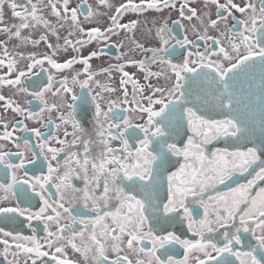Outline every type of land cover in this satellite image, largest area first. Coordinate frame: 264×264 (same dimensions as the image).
<instances>
[{"label": "snow or ice", "instance_id": "snow-or-ice-1", "mask_svg": "<svg viewBox=\"0 0 264 264\" xmlns=\"http://www.w3.org/2000/svg\"><path fill=\"white\" fill-rule=\"evenodd\" d=\"M191 2L140 0L136 3L126 0L115 6L109 0H96L93 8L88 0H80L70 8L71 0H24L23 3L0 0V34L7 38L0 41V66L9 70V78L6 81L0 79V86L11 88L14 96H32L43 105L39 112H33L0 95V102H3L0 108L40 124L44 123L45 112L55 111L60 121L55 127L71 125L72 128L69 133L64 127L65 139L53 137L61 145L56 148L49 146L47 137L39 128L29 129L23 120H16L12 131H8L7 122L3 123L5 131L0 134V140L12 141L19 149L21 138L13 139V132H30L39 138L35 146L39 152L28 137L23 138L24 150L32 152L34 157L29 163L40 170L47 161L46 175L20 179L15 173L25 168V151L9 153L0 145V165L12 170L11 182L0 184L3 193L0 196V235L15 242L0 239L5 255L14 248V259L8 264H21L18 259L21 255L23 264H49V260L51 264H81V260L83 264H190L192 253L199 254L191 258L194 264H235V261L262 264L264 255L259 259L257 256L264 254V186H258V181H264V141L259 149L254 144L243 143L249 137L250 126L242 116L252 115L254 118L258 111L260 134L264 137V0H259V7L252 0H246L243 5L235 4L233 0H226L224 4L219 0H205L206 4L216 7L217 19H211L210 13L198 14L195 8L188 7ZM5 3L11 9L12 18L19 23L2 26ZM177 3L180 4V19L192 21L195 18L203 29V32L196 33L198 39L211 42L206 43L203 52L189 51V45L197 47L193 41L187 36L183 39L171 36L167 20L163 23L156 20L154 36L149 27L141 33L146 43L136 42L135 49L130 48L128 53L115 57L122 63L94 70L91 61L99 59L104 48L98 47L83 55L81 49L93 43L107 45L112 36L122 31L134 35L140 21L122 23L127 14L141 15L148 10L162 13L165 9H176ZM58 4H62V10ZM45 8L50 9L56 24L46 18ZM232 10L244 18L237 21ZM229 16H233V29L242 30L220 31V22L227 27ZM80 17L96 26L85 29ZM173 23L179 25L180 21ZM66 26L68 34L60 44L59 30ZM40 28L44 29L40 38H30L31 33ZM208 29L217 30L219 35H208ZM25 30L29 31V36L23 35ZM166 33L169 38H165ZM49 35L55 37V45L48 41ZM76 36L86 38L70 39ZM11 40L17 41L15 54L7 48ZM170 40L175 41L171 48ZM224 41L226 46L213 50V45H222ZM41 43L50 51L39 54L19 51L28 45L36 48ZM69 50L73 53L69 58L63 62L56 59ZM133 51L140 52L143 59H130L129 54ZM178 57L183 58L177 62ZM21 61H27L23 70L17 67ZM45 64L49 67L45 68ZM76 64H81L82 70L71 72ZM153 65H160V71H151ZM126 67L143 72L146 81L152 77L159 81L163 76L167 87L151 83L140 86L139 82L133 81L130 100L127 87H123L130 75L125 71ZM37 68L40 73L55 69L58 73L69 70L71 74L60 80L49 74L45 81L38 78ZM114 72L121 74L119 83L122 87L119 89L100 79L111 81ZM33 76L37 78L32 79ZM196 86H199L198 90ZM29 88L33 90L29 91ZM146 88L148 95L144 94ZM117 91L122 92V96H115ZM194 91L197 96L203 94L205 105L210 103L213 112L224 118H215L210 113L206 115L192 103ZM46 94H51L56 101L49 105ZM89 105L92 107L91 127L86 128L78 119L77 109L86 113ZM124 112L139 113L143 123H133L123 115ZM48 122L52 123L51 119ZM185 122L190 134H186L183 147H178L169 141L173 132L179 134V127ZM16 125L21 126L17 128ZM69 135L71 140L67 139ZM220 139L226 141L225 147L207 149L209 144ZM113 141H119L121 147H112ZM130 141H138V146L130 147ZM61 153L65 156L62 163L58 160ZM13 155L19 158V163L11 161ZM177 164L178 168L172 171ZM250 169L254 173L252 179L236 187L229 186V191L219 190V185L233 180L237 173L241 176L248 173ZM54 180L56 183L52 186L56 188L58 199L44 195ZM75 180L82 181L83 188L78 187ZM165 185L166 203L161 202V211V204L156 203L159 199L157 193ZM257 187L258 190L254 191ZM210 190H215V194ZM29 191L32 195H28ZM13 197L18 198V202L9 206ZM34 198L39 200L36 210L32 207ZM189 202L203 209V219H194L199 215V209L190 208ZM78 205L95 218L78 219L87 215L80 211L73 214V207ZM65 220L71 223L62 225ZM33 221L43 225V242L36 235L37 227ZM17 223L26 224L31 235L17 234L14 231ZM4 224L12 228L3 230ZM184 224L189 232L199 237L198 240L182 239L169 230ZM76 225H82L84 230L76 229ZM145 225H149L147 231ZM69 229L71 234L65 238L63 234ZM156 229L166 235L158 234ZM217 233L223 239V246H218ZM241 233L253 237L255 247L243 250ZM77 237L80 244L75 243ZM146 240L152 245L148 252L140 246ZM177 245L184 249L182 260L173 258ZM69 248L78 253L81 260L68 257ZM159 249H163V253L158 255ZM109 251L116 254L115 259L109 260ZM121 252L126 254L121 257Z\"/></svg>", "mask_w": 264, "mask_h": 264}, {"label": "flooded vegetation", "instance_id": "flooded-vegetation-1", "mask_svg": "<svg viewBox=\"0 0 264 264\" xmlns=\"http://www.w3.org/2000/svg\"><path fill=\"white\" fill-rule=\"evenodd\" d=\"M18 2L23 3L24 0H18ZM34 2H35V0H34ZM79 2H80V0H71L69 7L70 8L75 7L76 4ZM109 2L115 6H119L123 3H125L126 0H109ZM133 2L139 3L140 0H133ZM173 2L176 3V0H173ZM181 2H182V0H181ZM219 2L221 4H224V3H226V0H219ZM233 2L237 5H243L246 3V0H233ZM252 2L255 3L257 5V7L260 6L259 0H252ZM88 3L91 4L93 6V8L96 7V0H88ZM57 7L62 10V4H58ZM179 7H180V4L177 3L176 9H165L162 13L152 11V10L145 11L141 15H135L133 13H129L125 16L122 23H126L130 20H139L140 24L138 26V30L135 31L134 35H133V33H128L126 35L125 32L122 31L119 34L112 36L111 39L108 41L107 45L101 44L98 46L97 44L93 43V44L88 45L85 48L81 49V51H82L83 55H87L88 51H90V50H96V49H98V47L104 48V54L102 56H100L99 59H94L91 61V64H92V67L94 70L99 69L102 66L107 67L109 64L115 65V64L122 63V61H117L115 59V57L118 55H121L122 53H128L130 48L135 49V43L136 42L146 43V41L143 40L141 33H145L147 31V29L150 27L152 30V34L154 36L155 31H156L155 21L159 20L161 23H163L164 20H167L168 27L171 29V33H170L171 36H176L179 39H183L185 36H187L188 39L190 41H193L197 46V47L193 48L191 45H189L188 50L192 51L193 53H195L196 51L203 52L205 50L206 43L211 44V42L210 41H202V40L198 39L196 33L198 31L203 32V29L202 30L199 28L197 29L198 24H195V22L197 21L195 18L192 21H188L187 19L181 20L179 17V14H178ZM188 7L195 8L198 14H205V13H207L206 8H210V11L208 13H210L211 19H217L216 7L214 5H211V4H206L205 0H192V2L188 5ZM101 10L103 11V9H101ZM232 11H233V16L236 17L237 21L244 18L239 12H236L235 10H232ZM185 12L187 15V9H185ZM3 14H4V19H3V25L2 26H8V25H11L13 23H19L18 20H14L12 18L11 9L8 7L7 3H5V5H4ZM44 15L53 24H56L55 17L50 15V9L49 8H45ZM233 16L228 17L227 27H225V23L223 21L220 22V25H219L220 31H227L228 29H233ZM80 20H81L82 26L85 29L96 26L94 24H89L88 22L84 21L83 17H80ZM177 20L180 21L179 25L173 23V21H177ZM143 22H145L147 24L142 26ZM205 22L207 23V20ZM100 26L103 27L104 25L101 24ZM236 30H242V29H240V28L233 29V31H236ZM193 31H195V32L193 33ZM214 31L217 32V30H214ZM43 33H44V29L40 28L36 31H33L31 33L30 38L39 39L41 34H43ZM67 34H68L67 26L65 28L59 30V35L61 37V39L59 41L60 44L64 43V38L67 36ZM23 35L29 36V31L25 30L23 32ZM208 35L213 36V37H217L219 34L214 35V34L208 33ZM80 38H86V37H79V36L70 37V39H72L73 41H75L76 39H80ZM165 38H169V34L166 33ZM219 38L223 40V37H219ZM5 39H7V38L4 35L0 34V41H3ZM48 41L50 43H52L53 45H55L57 43L55 37H53L51 35L48 36ZM174 43H175L174 40H170L169 48H171ZM120 44H123L124 47H119ZM226 44H227V42L224 41V43L222 45H219V46L213 45V50L218 51L220 46H226ZM16 45H17L16 40L9 41L7 44L8 51L10 53L15 54V52L18 50L16 48ZM19 51H22L25 54H28L31 52H35V53L39 54V53H47L50 50L46 47V45L44 43H41L36 48H33L31 45H28L26 48L19 49ZM178 51H183V50L178 49ZM71 55H73V53L71 52V50H69L66 54L61 53L59 56L56 57V59L59 62H63L65 59L69 58ZM184 55L186 56L187 52H185ZM129 58L133 59L135 61H139V60L143 59V56L140 52L133 51L132 53L129 54ZM169 58L171 59L172 57H169ZM182 58L183 57H178L177 62L179 59H182ZM213 59H217V58L213 57ZM26 62L27 61L19 62L17 67L20 70H23ZM44 67L48 68L49 66L47 64H45ZM82 67L83 66L81 64H76V65H74L71 72L82 70ZM160 69H161L160 65H153L151 68V71L158 72V71H160ZM8 71L9 70L7 69L6 66H0V79L6 81L9 78ZM35 71L37 73H40L39 68H37ZM125 71H128L130 75L127 78L126 85H123V87H127L130 100H131V94L133 91V81L139 82L140 86H145L148 83H151L154 86L167 87V81L163 78V76L160 77L159 81L157 80L156 77H152L150 81H146L144 79V73L139 71L135 67H126ZM49 74L54 75L57 80H60L64 76H69L71 73L69 70H65L63 72L58 73V72H56L55 69H50V71H48V72L40 73L38 78L40 80L46 81L47 76ZM112 76H113V79L111 81H109L103 77H101L100 79L104 80L105 83L110 84V86H112V87H115L118 89L120 87H122L119 83L120 78H121V74L118 72H114V73H112ZM14 77H15V72L12 73V78H14ZM36 78L37 77H35V76L32 77V79H36ZM258 82H259V78H257V83ZM32 90L33 89L29 88V91H32ZM79 91L80 90L77 89V92H79ZM144 94L145 95L150 94L149 90L147 88H146ZM0 95H3L6 98H10V99H13V100L19 102L22 107L26 108L27 110H31L33 112H39L40 109L43 107V105H41L39 101H36L34 99V97H32V96H29V95H16V96H14L13 90L11 88H9L8 86H0ZM114 95L115 96H122V92L117 91ZM137 96L139 98V93H137ZM45 99L48 100L49 105H51L53 102L56 101V98L52 97L51 94H46ZM24 101H29L30 103L25 104ZM2 103L3 102H0V104H2ZM144 103L146 104L147 102L144 101ZM125 107H127V106H125ZM62 111L66 112L67 110L62 109ZM77 113H78V119H80L82 121L84 127L90 128L91 127V117H92L91 105L88 106L86 113H82L79 108L77 109ZM57 115H58V113L55 111H53L52 113L45 112L44 113V123L40 124V123H37L36 120H24V117L16 116L10 110L8 112H5V111H3L2 108H0V134H3L5 131V129L3 127L4 122H7V124H8V131H12V126H13V124L16 123V120H23L24 124H26L29 129L39 128V130L44 134V136L47 137L50 147L59 148V147H61V145L57 144L55 142V140L53 139V137L55 136V137H58L59 139H65L64 127H67V131L69 133L72 132V128H71V125H67V126H62L61 128L57 129L55 127V124L60 123V121L57 119ZM123 115L128 116L132 120L133 123H143V121L140 120V114L139 113L124 112ZM219 118H224V117H219ZM49 119H51L52 123L48 122ZM242 119H246L249 122L250 133H249L248 139H250L252 144H254V136H255L254 123L256 120H257V122H259V112L257 111L254 114V118L252 115H246V116H242ZM44 124H47L48 126L44 127ZM16 126H17V128H19L21 125H16ZM252 129H254V132L251 131ZM186 134H190V133H187V126H186V122H185L183 125H181L179 127V134L178 135L175 132H173L171 140L169 142H175L178 147H183V144L186 143ZM140 135H142V134H140ZM258 136L260 138H263L260 133L258 134ZM16 137L21 138L19 141V143L21 144V148L17 149L15 147V144L12 143V141L6 142L3 140H0V145L3 146L4 151L9 152V153L25 151L23 148V138L24 137L29 138V142L33 145L34 148H35L36 144L39 142V138H37L34 134H32L30 132L24 133V132L15 131V132H13V139H15ZM67 139L71 140L72 139L71 135H69L67 137ZM225 145H226L225 140L220 139V140L213 141L211 144H209L207 146V149L208 150H214L216 147L223 148V147H225ZM111 146L114 148H120L121 147L119 141L111 142ZM134 146H138V141H130V147H134ZM257 148L259 149V147H257ZM35 150H36V152H39V148H35ZM231 150H236V149H231ZM241 150H246V149L242 148ZM48 155L50 156V154H48ZM24 158H25V168L17 170L15 173L18 178L25 179L26 176H33V175L39 176V175H46L47 174V167H46L47 161H44L45 166L43 168H41L40 170H36V167L33 164L29 163V161H31L34 158L32 155V152L25 151V157ZM64 158H65V156L63 153H61L60 156H58V160H60L61 163L63 162ZM173 159H176V158H173ZM40 160L43 161L42 156L40 157ZM11 161L15 162V163H19V158H17L16 156L13 155V156H11ZM52 163H53V166H55L56 162L53 161ZM178 166L179 165L177 164L171 170L175 171L176 168H178ZM255 170L258 171L259 169L256 168ZM6 173H7V175H6ZM11 175H12V170H6L3 165H0V184L5 183L6 181L8 183H10L11 182ZM253 175H254V173L252 172L251 169L249 170L248 173H245L242 176L239 173H237L236 176L233 178V180L227 181L226 184H224V185H219V190L220 191H229L230 187H236V186H238L239 183H246L247 180L252 179ZM55 183H56V181L54 180L52 182V184H49L47 189L44 191V195L46 197L53 196V197H56L58 199V197L56 196V188L52 186ZM74 183L78 187H81V188H83V186H84L83 182L80 180H75ZM124 183L127 184L128 182L125 181ZM258 186H264V181H258ZM37 190H39V189H37ZM256 190H258V187L254 189V191H256ZM210 191H212V194H215V190H210ZM2 195H3V193L0 192V196H2ZM28 195H32L31 191H29ZM157 195L159 196V199L156 200L157 204H161V202L166 203V199H165L166 185L164 186L163 189H161L157 193ZM17 202H18V198L13 197L11 199V203L9 206H15V204ZM38 202H39L38 198H34V200L32 202L33 210H36V204ZM189 207L190 208L196 207L199 209V215L194 216V219H196L197 221H199L200 219H203V209L200 208L198 204L193 206L189 202ZM78 211L87 213V215H85L83 217H78V219H80V218L94 219L95 218L94 214L88 212L86 209H83L82 205H78V206L73 207V214H75ZM161 211H162V204H161ZM32 223H33V225H35L37 227V232H36L37 237L41 240V242H43L44 237H45L43 225L37 221H33ZM64 223L70 224L71 221H69V220L62 221V225ZM74 227L78 230H84L82 225H76ZM148 227H149V225H145L144 230L147 231ZM11 228H12L11 225H8V224L3 225V230H9ZM52 230L54 231L55 228H53ZM169 230L174 231L175 234H177V235H180L182 239H191L194 242L199 239V237H195L191 232H189L187 230V224H184L183 227L174 226L172 228H169ZM14 231L17 234H21V235H31V231H30V229L27 228L26 224L17 223L15 225ZM156 231L160 235H166V233L160 232L159 229H156ZM221 231H223V230H221ZM70 234H71V229L66 231L63 235L65 236V238H67ZM85 234L87 235V232H85ZM241 236H242L243 250L247 251V250H249L250 247H255V240L253 237H251L249 234H246V233H241ZM0 239H9L10 243H13V244L15 243V242L11 241L10 238H5L2 235H0ZM215 239L218 243V246H223V239H222V237L219 236L218 233L215 235ZM75 243H77V244L81 243L79 237H77L75 239ZM140 246L145 247L146 252L150 251L152 248L151 243H149L147 240L144 242L143 245H140ZM140 246H138V247H140ZM3 247H4L3 245H0V264H8L9 261L14 259V257L12 256V251H14V248L10 249L9 252L5 255L3 253ZM238 248H239V246H238ZM53 252H54V249H53ZM161 253H163V249H159L157 254L159 255ZM67 254H68V257H70L72 260H81L79 254L72 252L70 248L68 249ZM125 254H126L125 252L120 253L121 257H123ZM183 255H184V249L180 248V246L177 245L176 246V255L173 258L182 260ZM195 255H199V254L198 253L190 254V264H194V261L191 258ZM260 255H264V254H259L257 256L258 259L260 258ZM108 256H109V260L116 258V254L112 253L111 251H109ZM130 258L133 260L135 259V257H131V256H130ZM144 258L149 259L148 257H144ZM18 259L20 260L21 264H23V259H24L23 255L18 257ZM46 259H48V258H46ZM232 259L235 260V258H232ZM38 264H39V262H38ZM49 264H51L50 260H49ZM81 264H83L82 260H81ZM235 264H239V261H235ZM262 264H264V261H262Z\"/></svg>", "mask_w": 264, "mask_h": 264}, {"label": "water", "instance_id": "water-1", "mask_svg": "<svg viewBox=\"0 0 264 264\" xmlns=\"http://www.w3.org/2000/svg\"><path fill=\"white\" fill-rule=\"evenodd\" d=\"M198 87L199 86H196L197 90H198ZM208 100L211 101V98H208ZM191 102L194 103L197 107L201 108V110L203 112H205L206 115L210 113L214 117L217 116L216 112H213L210 103L205 105L203 94H200L199 96H197L196 91H194V93L191 97ZM254 126H255V136H256L260 133V126H259V124H257V120L255 121ZM243 143L248 144L249 146H251V144H252L250 139L243 141Z\"/></svg>", "mask_w": 264, "mask_h": 264}, {"label": "rangeland", "instance_id": "rangeland-1", "mask_svg": "<svg viewBox=\"0 0 264 264\" xmlns=\"http://www.w3.org/2000/svg\"><path fill=\"white\" fill-rule=\"evenodd\" d=\"M206 11H207V13H208V12L210 11V8H206ZM146 24H147V23L143 22V23H142V26H144V25H146ZM195 24H198V21H196ZM198 28L202 30V28H200L199 26L197 27V29H198ZM187 29H188V28H187ZM194 32H195V31H193V33H194ZM208 33H209V34L218 35V32L214 31L213 29H208ZM191 34H192V33H191ZM191 34H190V35H191Z\"/></svg>", "mask_w": 264, "mask_h": 264}]
</instances>
